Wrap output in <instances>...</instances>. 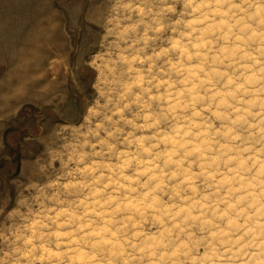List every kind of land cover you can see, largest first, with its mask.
<instances>
[{
    "label": "clouds",
    "instance_id": "clouds-1",
    "mask_svg": "<svg viewBox=\"0 0 264 264\" xmlns=\"http://www.w3.org/2000/svg\"><path fill=\"white\" fill-rule=\"evenodd\" d=\"M0 264H264V0H0Z\"/></svg>",
    "mask_w": 264,
    "mask_h": 264
}]
</instances>
